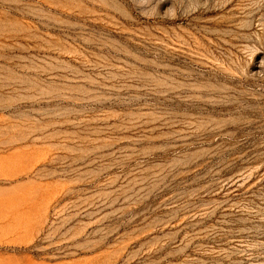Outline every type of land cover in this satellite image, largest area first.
<instances>
[{
    "label": "rangeland",
    "instance_id": "374dc122",
    "mask_svg": "<svg viewBox=\"0 0 264 264\" xmlns=\"http://www.w3.org/2000/svg\"><path fill=\"white\" fill-rule=\"evenodd\" d=\"M0 264H264V0H0Z\"/></svg>",
    "mask_w": 264,
    "mask_h": 264
}]
</instances>
